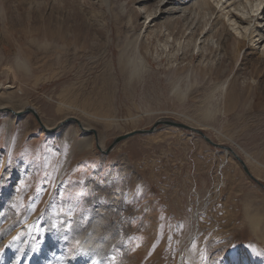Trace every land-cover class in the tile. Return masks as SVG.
<instances>
[{
	"label": "rangeland",
	"instance_id": "1",
	"mask_svg": "<svg viewBox=\"0 0 264 264\" xmlns=\"http://www.w3.org/2000/svg\"><path fill=\"white\" fill-rule=\"evenodd\" d=\"M193 2L149 23L159 0H0V103L85 120L104 149L194 125L264 184V48L234 55L237 26ZM75 124L0 112V264H264V188L230 152L160 126L102 153L64 140Z\"/></svg>",
	"mask_w": 264,
	"mask_h": 264
},
{
	"label": "bare ground",
	"instance_id": "2",
	"mask_svg": "<svg viewBox=\"0 0 264 264\" xmlns=\"http://www.w3.org/2000/svg\"><path fill=\"white\" fill-rule=\"evenodd\" d=\"M139 1H148V0H136V2H139ZM189 1L190 0H159V4L162 3V5L164 7H162V8L160 7L159 8L157 6V8H155V14L151 18V20L149 21V23H153L156 18H159V17H161L162 15H164L166 13H177V12L186 11L188 9V7L187 6L183 7V6L186 5V4L188 5V2ZM211 1L212 0H194L193 4L195 5L197 3L198 6H200V7H203V6H210V7H212ZM216 1H217L216 7L220 5L219 6V12H220L219 16L222 17V18H226L227 17L228 20L231 21V25L233 26V28L237 26L236 28H234V35L237 37L236 39L238 41V42L235 41L236 44L233 47V49L235 50L234 55H236V54H238L240 52L241 47H243L244 45H246L247 41L250 44L254 45L255 41L258 39V42H257L258 47H263L264 48V0H216ZM244 2H246V3L256 2V4L254 5L255 8H256V10H254L253 7H251L250 11L249 10H246L245 11V9L241 8V5H243ZM261 5H263L262 6L263 7V10L260 13H258V14L256 13L255 14V11L258 12L259 9L261 8ZM143 6L145 7L146 4H144ZM183 8H186V10L185 9L183 10ZM51 10H53V8ZM262 15H263V17H261ZM51 18H52V15H49L47 18H45L43 20V25H45L46 29H51V28L53 29V23H52V19ZM34 23H35V20H34ZM243 23H245V25H247V26H242ZM243 28H244V31L242 30ZM255 37L256 38L258 37V38L256 39ZM51 39H54V38H51ZM234 39H235V37H234ZM47 46H50L51 49L54 48L53 43L51 41L49 43H47ZM261 57H264V49L262 51V56ZM146 61L147 60L145 59V56H143L142 54L141 55L138 54V62H139V64H141L142 66H145L146 67L147 66V62ZM119 62L121 63V58H120ZM129 63L130 62L123 63V67L122 68L123 69H127L126 67L129 65ZM221 84H223V83L221 82ZM221 84H218V86H222ZM176 89H177V86L174 85L173 90L175 91L176 94H178V92H177ZM222 89H224V87H222ZM28 107L29 106L26 105L24 107H21V108H18L17 109V108L8 107V105H6L4 103H0V110L2 108H4V109L9 108V109L13 110L15 113H20V112H22V113L24 112L23 114H25V113H31V112H25V110ZM0 112H3V111H0ZM9 113H12L13 116H19V115L13 113V112H9ZM67 118L68 117L64 118L62 121H60V123L63 122ZM79 121L81 123V126L79 124H78L79 126L77 124H75L74 126H70V128L69 127L67 129L65 128V131L63 133L64 140H70L71 141V140L74 139V137L77 134H80V132H81V133H83L84 136L80 140L77 141L78 142V146H79L80 149H83V148H86V147H91L92 144L94 143L95 139H96V143H97V139H98V143L104 149V145H103L102 140L100 139L99 134L97 133V131H94L95 128L90 123H88L85 120L84 121L79 120ZM60 123L52 124V125L51 124H47L46 125L45 123L44 124L48 128H50L51 131H53L57 127H60ZM66 123H64V124H66ZM187 125H189V124H187ZM189 126H192V125H189ZM192 127L201 130V128L195 127L194 125ZM51 131H49V132H51ZM219 144H221V143H219ZM61 176H62V173L60 174V176L58 178L60 181H61ZM252 219H255V214L253 215V218ZM259 220H256V222L254 224H258ZM12 224H14V227H15L16 222L13 221ZM12 224H10V225L12 226ZM17 224H19V223H17ZM11 226H10V228H12ZM14 237L16 238V236H14ZM4 243H5V238H4V240L0 241V247ZM8 254L9 255H12V251L9 250L8 251ZM69 264H91V262L90 261L84 262L83 260H81L80 257L74 256L72 258V260L69 262Z\"/></svg>",
	"mask_w": 264,
	"mask_h": 264
},
{
	"label": "water",
	"instance_id": "3",
	"mask_svg": "<svg viewBox=\"0 0 264 264\" xmlns=\"http://www.w3.org/2000/svg\"><path fill=\"white\" fill-rule=\"evenodd\" d=\"M0 111H3V112H13L15 113L13 110L9 109V108H2ZM25 112H31L35 118L37 119V121L39 122V124L41 125V127L43 128V130L49 132L51 131L50 128H48L44 123H43V120L41 118V115L39 114V112L33 107V106H29ZM24 113V112H23ZM22 112L20 113H15L17 115H21L23 114ZM76 122L78 123L80 126H81V123L79 121L78 118L76 117H68L67 119H65L63 122L60 123V126L61 125H64V123H68V122ZM160 126H174V127H178V128H181V129H185V130H190L194 133H197L199 135H201L210 145L212 146H215V147H218V148H223L225 149L226 151L230 152L237 161H239V163L241 164L243 170L245 171V173L252 179L254 180L255 182H257L261 187L264 188V184L251 172L249 166L247 165V163L239 156V154L230 146H226V145H222V144H219L218 142H215L214 140H212L206 133H204L202 130H199L197 128H194L192 126H189L185 123H182V122H177L175 120H172V119H159L157 120L150 128L148 129H138V130H134V131H131V132H127L125 134H122V135H119L117 136L113 142L106 148V149H103L100 144L98 143V139H97V148L102 152V153H109L111 150H113V148L119 144L120 142L132 137V136H135V135H138V134H151V133H154L156 132ZM59 127H57L56 129H58ZM55 129V130H56ZM54 131V130H53ZM96 131V130H94ZM97 134V133H96ZM97 138V137H96Z\"/></svg>",
	"mask_w": 264,
	"mask_h": 264
},
{
	"label": "crops",
	"instance_id": "4",
	"mask_svg": "<svg viewBox=\"0 0 264 264\" xmlns=\"http://www.w3.org/2000/svg\"><path fill=\"white\" fill-rule=\"evenodd\" d=\"M254 175H256V174H254ZM258 178L260 177L259 175H256ZM255 212V211H254ZM259 212H261V211H259ZM249 213H252L251 211H247V214H249ZM254 215V214H253ZM253 215H251L250 216V220L253 222V223H255L256 222V220H259L260 219V217H259V214L257 213V214H255V219H252L253 218ZM261 215H264V214H261ZM248 217V216H247ZM260 221H262V222H264V220L263 219H260L259 220V222ZM258 222V223H259ZM262 233V234H261ZM259 234H261V235H259V237H263V238H261L262 239V241H263V243H264V226H263V228H262V231H259Z\"/></svg>",
	"mask_w": 264,
	"mask_h": 264
}]
</instances>
